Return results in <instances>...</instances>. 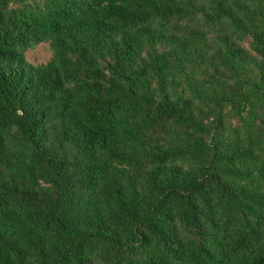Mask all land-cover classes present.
I'll return each instance as SVG.
<instances>
[{"label":"trees","instance_id":"trees-1","mask_svg":"<svg viewBox=\"0 0 264 264\" xmlns=\"http://www.w3.org/2000/svg\"><path fill=\"white\" fill-rule=\"evenodd\" d=\"M0 264H264V0H0Z\"/></svg>","mask_w":264,"mask_h":264},{"label":"rangeland","instance_id":"rangeland-1","mask_svg":"<svg viewBox=\"0 0 264 264\" xmlns=\"http://www.w3.org/2000/svg\"><path fill=\"white\" fill-rule=\"evenodd\" d=\"M50 57V51L47 43H41L25 52L26 60L31 64L44 63Z\"/></svg>","mask_w":264,"mask_h":264}]
</instances>
